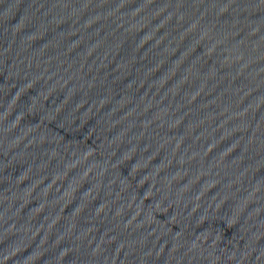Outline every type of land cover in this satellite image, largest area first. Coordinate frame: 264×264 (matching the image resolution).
Returning <instances> with one entry per match:
<instances>
[{
    "label": "water",
    "instance_id": "water-1",
    "mask_svg": "<svg viewBox=\"0 0 264 264\" xmlns=\"http://www.w3.org/2000/svg\"><path fill=\"white\" fill-rule=\"evenodd\" d=\"M0 264H264V0H0Z\"/></svg>",
    "mask_w": 264,
    "mask_h": 264
}]
</instances>
